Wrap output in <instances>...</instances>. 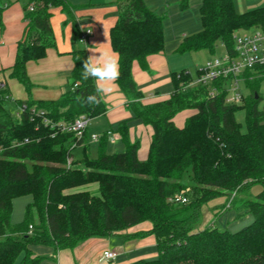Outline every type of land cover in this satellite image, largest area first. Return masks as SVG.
Returning <instances> with one entry per match:
<instances>
[{"label":"trees","instance_id":"16d2710c","mask_svg":"<svg viewBox=\"0 0 264 264\" xmlns=\"http://www.w3.org/2000/svg\"><path fill=\"white\" fill-rule=\"evenodd\" d=\"M28 3L34 11L27 14L11 77L30 93L27 64L45 58L56 44L50 10L62 6L69 13V7L67 0ZM11 4L12 0H0V20ZM117 4L120 16L110 32L119 57L117 84L135 118L154 131L148 159L139 160L140 143L130 141L127 122L117 129L122 152L107 153L106 133L99 139L97 158H91L85 146L77 161L71 149L73 135L45 126L44 118L57 125L81 115L94 119L107 112L101 96L98 104L87 102L89 95L96 94V82L81 78L83 61L89 57L84 49L73 50L69 91L56 101L29 100L19 104L26 109L17 116L10 112L7 92L1 90L0 264H15L22 253L21 264H40L43 257L32 246L73 250L87 239L112 238L144 222L152 227L128 237L154 236L158 256L131 264H264V111L259 109L261 96L252 78L264 76V69L246 74L252 95L241 105L226 102L224 80L189 87L195 78L186 71L173 75L174 92L167 101L144 105L133 78V64L147 69L148 58L164 50V18L144 0H119ZM200 16L202 30L186 37L179 52L213 54L219 42L232 51L234 33L264 30V7L239 13L235 0H203ZM213 89L218 91L216 96H211ZM242 108L246 110V132L236 119ZM186 110L194 114L178 128L174 119ZM25 139L30 143L14 147ZM69 158H73L70 167ZM91 183H99L100 196L67 193ZM256 185L261 191L253 195ZM181 192L186 203L171 201ZM233 194L231 207L251 214L254 221L250 225L233 233L216 226L196 230L206 204L227 197L226 208ZM24 196H32L33 201L26 208L24 222L13 225L14 201Z\"/></svg>","mask_w":264,"mask_h":264},{"label":"crops","instance_id":"0c3cea01","mask_svg":"<svg viewBox=\"0 0 264 264\" xmlns=\"http://www.w3.org/2000/svg\"><path fill=\"white\" fill-rule=\"evenodd\" d=\"M118 1L67 0L69 13L65 12L62 6L51 8V24L56 44L47 50L45 58L30 61L27 64V73L32 84L31 92L28 93L20 82L11 77V73L19 45L24 40L28 23L27 14L31 5L28 0H12V4L2 12L0 20L2 41L0 44V91L1 86H4L3 91L7 92L9 98L8 104H14L17 107V114L20 109L19 104H26L29 100L56 101L69 91L74 69L73 50L84 49L88 56L97 57L102 53H108L119 63V57L113 50L110 36L111 29L120 16ZM144 1L151 11L164 18L165 32L164 50L148 58V68L143 69L138 62L133 64V78L138 90L144 96L142 103L151 105L167 101L172 96L174 74L181 71L188 72L186 70L187 56L193 53H181L179 48L186 37L202 30L200 8L203 0L190 2L187 0L186 3L184 0ZM235 5L239 13H245L264 7V0H235ZM75 25L78 26L77 33ZM88 31L92 34L88 35L87 42L83 44L80 42V37ZM94 47H97L95 53L89 52V49ZM111 87L110 93L100 95L107 107V112L103 116L91 119L84 144L73 152L74 160L82 158L85 146L89 147L87 152L91 158L95 159L93 153L99 155V141L91 140L93 134L101 138L111 132L112 134L108 136L107 153L122 152L124 145L117 129L121 123L127 122L130 141L140 143L138 158L141 162H145L149 156L154 131L135 118L129 108L130 101L117 81ZM193 114L192 110L179 113L174 119L175 125L183 128L187 119ZM260 191L261 189L258 188L253 190L252 194L256 195ZM226 204L227 197H220L206 204L202 212L206 208L208 221L215 217L213 223H218L225 230L239 227L244 219L247 222L254 219L251 214L238 213L231 206L224 208ZM204 226L199 231L212 225ZM151 227L152 225L142 223L112 238H90L73 250L56 251L51 246L37 245L32 246V251L37 256L43 257L40 264H131L141 259H154L158 256L154 236L128 237L137 232L149 230ZM105 250L116 251L117 259L112 262L102 261Z\"/></svg>","mask_w":264,"mask_h":264},{"label":"built area","instance_id":"2783aa9c","mask_svg":"<svg viewBox=\"0 0 264 264\" xmlns=\"http://www.w3.org/2000/svg\"><path fill=\"white\" fill-rule=\"evenodd\" d=\"M29 11H34V6L29 7ZM92 34L91 31L83 33L80 37V42L85 44L87 42L88 35ZM234 48L232 51L222 43V46L226 49V54L223 57H215L208 60L204 66L198 68L195 80L189 87L194 86H211L218 80H224V89L227 91L228 96L226 102L230 105H241L244 101V95L241 90L240 82H246V74L259 73L264 69V30L261 28H251L247 30H241L233 35ZM0 44L2 41L0 39ZM75 85L74 88H76ZM4 86H1L3 90ZM218 91L212 90L211 96H216ZM26 109L25 106L20 107L17 116H20ZM91 119L86 115L77 117L73 122H62L57 125L51 123L50 120L44 118V124L46 127L50 126L51 129H55L56 133H68L74 137V142L71 145V149L76 150L78 147L84 144L86 133L89 128ZM108 134H112L108 132ZM99 136L93 134L91 140L98 142ZM30 143L29 139H25L20 143H16L14 147H19L23 144ZM1 152V150H0ZM73 162V158L68 159L67 166L70 167ZM235 197V194L231 196L228 203V207ZM171 201L186 203L187 199L184 197V192H181L171 198ZM32 231V227H30ZM118 257V253L113 250H105L102 255V261L112 262Z\"/></svg>","mask_w":264,"mask_h":264},{"label":"rangeland","instance_id":"374dc122","mask_svg":"<svg viewBox=\"0 0 264 264\" xmlns=\"http://www.w3.org/2000/svg\"><path fill=\"white\" fill-rule=\"evenodd\" d=\"M188 1L190 2L191 0H188ZM225 54H226V49L224 48V46H222L221 42H219L217 44L216 51L213 54H210L206 51L193 52V54H188L189 56H187L188 58H187V67H186L187 69L186 70H188V72H190L192 74V76L194 77V76H196L197 68L204 66V64L208 60L215 58V57H223ZM253 74H256V73H253ZM261 77H263V78H261ZM252 78L256 79L255 84L258 83V84H256L257 85V91H258L259 95L261 96V100L259 101V109L264 111V76L256 74L255 77H252ZM252 84L255 86L254 83H252ZM258 85H259V87H258ZM240 86H241V90H242V93L244 95V98L248 99L249 97H251L252 86H249L246 82H243V81L240 82ZM9 109L13 115H17V107L14 104H9ZM236 119L242 125L243 131L246 132V130H247L246 110L244 108L240 109L236 113ZM92 152H93V149H92ZM93 155L95 156L94 158L98 157V155H95L94 153H93ZM258 188L261 189V186L260 185L254 186L251 190L252 193H253V190H256ZM189 190L190 189L185 190V194L187 192H189ZM76 192H89L92 195L100 196V185H99V183H91L89 185L80 187L78 189L71 190L69 193L73 194ZM32 201H33L32 196L20 197L14 201V211H13V215H12V219H11V222L13 225H18V224H21L24 222L26 208H27L28 204L32 203ZM202 213L203 214H202L201 220L197 224L196 230L201 229V227L204 225L205 226L212 225V226L218 227L221 230H225V229L221 228L218 225V223H216V222L213 223L215 220V217L213 219H210V221H208L209 219H208V214H207L206 208L203 210ZM245 220L246 219H244L243 222L241 223L242 225L239 224L240 225L239 227H236V228L232 227V229L228 230V231H230L231 233L238 232V231L242 230L244 227L250 225L254 219L252 218V220H250L248 222ZM36 222L38 223V220ZM144 223L151 225V223H149V222H144ZM23 258H24V254L22 253L19 255L15 264H21Z\"/></svg>","mask_w":264,"mask_h":264},{"label":"clouds","instance_id":"9594fccd","mask_svg":"<svg viewBox=\"0 0 264 264\" xmlns=\"http://www.w3.org/2000/svg\"><path fill=\"white\" fill-rule=\"evenodd\" d=\"M97 47L90 48L89 52L95 53ZM119 76V63L114 56L102 53L99 57L90 55L85 59L82 64L81 78L83 80L93 79L96 82V94L89 95L87 102L98 104L100 102L98 97L110 93L112 91L111 85L119 79Z\"/></svg>","mask_w":264,"mask_h":264}]
</instances>
